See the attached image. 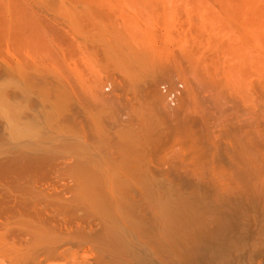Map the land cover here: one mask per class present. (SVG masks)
<instances>
[{"label":"bare ground","instance_id":"6f19581e","mask_svg":"<svg viewBox=\"0 0 264 264\" xmlns=\"http://www.w3.org/2000/svg\"><path fill=\"white\" fill-rule=\"evenodd\" d=\"M247 1L252 18L232 20L263 25L264 4ZM90 2L0 0V264H256L264 229L252 233L242 218L257 206L243 195L264 190V52L253 54L255 37L248 47L240 32L233 45L217 44L205 72L203 55L185 54L195 61H175L177 70L172 62L175 71L166 61L161 70L152 52L158 70L139 51L123 54L130 38L118 28L111 39L115 20ZM103 31L113 44L98 41ZM86 44L104 58L83 71ZM251 71L260 101L246 85ZM245 89L257 104H246ZM83 117L91 142L103 143H89Z\"/></svg>","mask_w":264,"mask_h":264},{"label":"rangeland","instance_id":"374dc122","mask_svg":"<svg viewBox=\"0 0 264 264\" xmlns=\"http://www.w3.org/2000/svg\"><path fill=\"white\" fill-rule=\"evenodd\" d=\"M97 2V3H96ZM262 2V4H260L261 5V7L263 6V4H264V0H261L260 1V3ZM91 3V2H90ZM240 3V4H239ZM246 3H247V5H246ZM100 4V5H99ZM238 4V5H237ZM249 4V5H248ZM83 5L84 6H86L87 4H84L83 3ZM83 5H82V3L79 5V6H82V7H80V8H82V9H80V11H83V12H87V8L86 7H88V9H89V6H86L85 8V10H83L84 8H83ZM88 5H93V7L91 8V9H93V10H95L97 7L99 8V7H101V8H103L104 9V12L106 13V15H108L109 16V18L112 20V22L107 18V17H105L104 15H102L101 14V12H103L102 10L103 9H97L96 11H91V9L89 10L91 13H93V14H95V15H93L94 17L95 16H97L98 15V13L100 12V14L102 15V16H104V18L105 19H107V21L108 22H106V20L104 19V22H106L104 25L106 26H104L103 25V23L104 22H102V20H103V17H101L102 18V20H101V24H102V28H103V30H106V28H108V26L110 27L111 25L112 26H114V23L116 24L115 25V28H114V30H111L112 29V26H111V28L110 29H107L106 31H107V34H108V32H111V31H113V32H115L116 34H117V32L118 33H120L121 34V36H120V34H119V36L117 37V39H116V37H115V39L116 40H118V38H122V40H123V38H125L124 40L126 41L127 39H129V40H127L126 42H132V43H134V44H132L131 42V44L130 43H128V44H130L129 46L132 48H130V47H128L129 49H131V50H129L128 49V51L125 49L124 50V52H123V54L125 53V54H127V52H129V53H131V51L132 52H137V51H139L141 54L140 55H144L145 57H146V60H145V57H142L141 56V60L142 59H144V61L145 62H150V63H146V64H148V66L150 67L151 65H157V67H155V69L157 68L158 70L159 69H161L162 67H166V65L167 64H165V63H169V66L167 65V67H170V69L171 68H173L174 69V67H175V69L177 70V68H176V66H178V65H175V61H176V64L177 63H179L180 62V64H183L184 63V65H185V62H183V61H186L185 60V58H183V57H187V56H184L185 54L186 55H189V57H191V55L193 54V56L194 55H203V57H200V56H198L199 57V59L197 58V60H196V63L197 64H199V62H200V60H201V62H200V65L202 66V68L203 69H205L204 70V72L205 71H207L206 70V66H208V65H210L211 64V62L207 65L206 64V62L208 61V60H210L211 59V57H213V54H215L214 55V57H216V50L218 51V50H221L220 49V44H221V46L223 45L225 48H227L228 47V45L230 46V45H233V42H234V40H235V37H236V35H235V32L236 33H241V35H240V33L237 35V37H236V40H237V42L239 41V40H241V42H240V44H242L244 41L246 42L247 41V39L248 40H250V41H247V44H246V47H248L249 45H253L252 47L253 48H251V49H253L252 50V52H253V54L255 55V54H257L256 52H258V54H262L263 52H264V36H262L261 34H263L264 35V32H263V30L264 29H262V26H264V24L263 25H261V26H259V25H253L251 22H249L250 24H248V22H247V24H248V26H247V24H239V22L238 21H240V20H238V19H241V17L242 16H239L238 18H237V20H236V22H234L233 20H235L234 18L235 17H237L236 15H237V13H238V15H243V21H244V19H248V18H252L251 16L253 15L252 14V12H254L255 10H253L254 8L250 5V3L247 1V2H244V0L242 1V0H95V2L92 4H88ZM244 7H246L244 10H243V8ZM250 7H252V8H250ZM241 8V9H240ZM236 9V10H235ZM237 9H240L239 11L237 10ZM248 9H250L252 12H250V10H248ZM100 10V11H99ZM233 10H234V12H233ZM243 10V11H242ZM246 10V11H245ZM247 10H248V12H247ZM88 11V13L87 14H90L91 15V13ZM99 11V12H98ZM238 11V12H237ZM245 11V12H244ZM261 11V10H260ZM96 12H97V14H96ZM242 12L244 13V14H242ZM232 13H234L235 14V16H232ZM248 13H250V14H248ZM229 14V15H228ZM233 14V15H234ZM245 14H247V15H245ZM99 17H100V15H98ZM223 16V17H222ZM220 17H222V18H220ZM228 17V19H226ZM230 17H232L231 19H230ZM246 17V18H245ZM221 19H223L222 21H220ZM224 19H226V20H224ZM233 19V20H232ZM193 20V21H192ZM231 20V21H230ZM241 21H242V19H241ZM240 21V22H241ZM109 22H111L112 24L110 25V23ZM116 22H119L118 24L120 25H118ZM193 23L192 25H193V29H192V25H191V23ZM197 22V23H196ZM217 22V23H216ZM225 22V23H224ZM232 22H234L233 24H232ZM237 22H238V24H237ZM123 23H124V25H123ZM213 23V24H212ZM226 23H229L230 25H227ZM108 24V25H107ZM125 24H127L126 25V28H125ZM197 24V25H196ZM204 24V25H203ZM235 24V25H234ZM253 25V26H250V25ZM194 25H195V27H194ZM232 25H234L233 27H232ZM243 27H242V26ZM245 25V26H244ZM118 26V27H117ZM121 26H122V28H121ZM130 26H131V28H130ZM133 26V27H132ZM135 26V27H134ZM191 26V27H190ZM224 26V27H223ZM247 26V27H246ZM257 26H259V27H257ZM105 27V28H104ZM128 27V28H127ZM197 27V28H196ZM119 28V29H118ZM125 28V29H124ZM196 28V29H195ZM199 28V29H198ZM226 28H228L227 30H226ZM242 28H243V30H242ZM248 28V30H246ZM250 28V29H249ZM253 28V29H252ZM264 28V27H263ZM118 29V31L116 32V30ZM132 29V30H131ZM148 29V30H147ZM198 29V30H197ZM236 30V31H234V30ZM244 29L246 30V31H248L245 35H243L244 33H243V31H244ZM252 29V30H251ZM261 31H260V30ZM128 30V31H127ZM131 30V31H130ZM194 30V31H193ZM200 30H201V32H200ZM231 30V31H230ZM238 30V31H237ZM255 30V31H254ZM257 30V31H256ZM106 31H103L104 33H101V35H103L104 36V38L102 37V36H100V34H99V36H100V38H99V40H98V38L96 39V40H98V41H106L105 42V44H109L110 42H111V39H113L114 38V34H113V32H111L109 35L111 36V39L109 38V36H107L106 37ZM126 31H127V33H126ZM189 31H190V33H189ZM246 31H244V32H246ZM256 32L255 34H254V32ZM259 31V32H258ZM230 32H233V33H231L230 34ZM251 32V33H250ZM263 32V33H262ZM260 33V35H259V42H262V43H259L258 42V38H257V34H259ZM126 36H125V35ZM153 34H154V36H153ZM227 34H230V35H227ZM253 36V38H254V41H256L255 42V44H254V42L252 43V41H253V39H252V37H251V35ZM112 35H114V36H112ZM128 35V36H127ZM133 35V36H132ZM134 35H135V38H134ZM137 35V36H136ZM189 35V36H188ZM247 35H250V37H248ZM151 36V37H150ZM164 36V37H163ZM188 36V37H187ZM209 36V37H208ZM227 36V37H226ZM228 36H230V37H232V38H234V39H231L230 37H228ZM238 36H240V37H238ZM245 37V40H244V38H241V37ZM262 36V37H261ZM102 37V38H101ZM113 37V38H112ZM129 37V38H128ZM144 37V38H143ZM153 37V38H152ZM168 37V38H167ZM225 37V38H224ZM105 38H107V40L105 39ZM157 38V39H156ZM166 38V39H165ZM173 40H172V39ZM198 38V39H197ZM237 38H239V39H237ZM252 39V41H251V39ZM261 38H262V40H261ZM101 39V40H100ZM103 39V40H102ZM105 39V40H104ZM110 39V40H109ZM144 41H143V40ZM160 39V40H159ZM188 40V41H185V40ZM231 39V40H230ZM119 40H121V39H119ZM136 40H137V42H136ZM140 42H139V41ZM150 40V41H149ZM169 40V41H168ZM183 40V41H182ZM199 40V41H198ZM225 40H230L229 42L230 43H227V41H225ZM233 40V41H232ZM97 41V43L98 44H100L99 42ZM115 41V40H114ZM134 41V42H133ZM148 41V42H147ZM153 41V42H152ZM155 41V42H154ZM166 41H167V43H166ZM172 41V42H171ZM201 41L203 42V43H201ZM243 41V42H242ZM88 42H90V41H88ZM109 42V43H108ZM113 42V41H112ZM111 42V44H113ZM147 42V43H146ZM152 42V43H151ZM170 42V43H169ZM195 42H196V45H195ZM200 42V43H199ZM227 44H226V43ZM232 42V43H231ZM237 42H236V44H237ZM252 43V44H249L248 45V43ZM258 42V43H257ZM102 43V42H101ZM115 43V42H114ZM116 43H118V41L116 42ZM139 43V44H138ZM140 43H142L143 44V46H142V44L140 45ZM145 43V44H144ZM184 43V44H183ZM209 43H213V45L212 44H210V47H208L209 46ZM224 43V44H223ZM148 44V45H147ZM199 44V45H198ZM215 44V45H214ZM217 44L219 45V46H217ZM235 44V43H234ZM245 44V43H244ZM257 44H258V46H257ZM261 44H263V45H261ZM91 45H92V42H91ZM94 45H97L96 44V42L94 43ZM101 46L102 45H104V43H102V44H100ZM100 45H98L97 47L96 46H94V48H92L93 46H91V48H89L90 47V45H88V44H86L85 46L87 47L88 46V48H89V51H88V49H86V47L84 46V45H82L83 46V49L85 50V52H84V50H83V55L81 56L82 57V63H88L87 65L86 64H84L85 66H86V68H85V66L81 63V61H80V65L82 64V66H84V69H83V67H81L82 68V70L84 71H88L87 69V67H89V65L91 66V63H89L90 61L92 62V63H94V64H92V65H94L95 66V64H97V63H99V59L101 58V56H103V54H104V51L102 52V50H103V48L100 46ZM134 45H135V47H134ZM153 45V46H152ZM181 45V46H180ZM190 45V46H189ZM208 45V46H207ZM212 45V46H211ZM248 45V46H247ZM99 46H100V48L102 49H99ZM143 47V49H142V47ZM185 46V47H184ZM190 48H189V47ZM214 46H216V47H214ZM221 47L222 49H224V47ZM259 46H260V48H259ZM95 47L98 49V50H96L95 49ZM134 47V48H133ZM140 47V48H139ZM162 47H164L165 48V50H164V48H163V50H161V48ZM174 47V48H173ZM179 47H180V49H179ZM218 47H219V49H218ZM137 48V49H136ZM152 48V49H151ZM182 48V49H181ZM210 48V49H209ZM256 50H255V49ZM95 49V50H94ZM104 49H105V46H104ZM139 49V50H138ZM149 49V50H148ZM157 49H160V50H157ZM189 49V50H188ZM209 50V52H208V50ZM211 49H214V50H211ZM216 49V50H215ZM259 49H260V51H259ZM101 50V51H100ZM142 50V51H141ZM173 50V51H172ZM178 50V51H177ZM187 50V51H186ZM263 52H262V51ZM89 52V54H88V52ZM95 53H94V52ZM126 51V52H125ZM146 53L147 52V54H144V52ZM164 51V52H163ZM179 51H181L182 53L180 54V52ZM188 51H190V52H188ZM210 51H211V53H210ZM214 53H213V52ZM90 52H91V54H90ZM93 52V53H92ZM99 52V53H98ZM102 52V53H101ZM139 52H137L136 54H138ZM154 53V55H153V53ZM169 52V53H168ZM178 54H177V53ZM191 52H193V53H191ZM195 52V53H194ZM261 52V53H260ZM84 53H85V55H84ZM128 53V55H130ZM151 53V54H150ZM156 53V54H155ZM167 53V54H166ZM189 53V54H188ZM191 53V54H190ZM210 53V54H209ZM88 54V55H87ZM100 55L101 54V56H100V58H99V56H97V55ZM148 54H150V55H148ZM159 54V55H158ZM209 54V55H208ZM212 54V55H211ZM128 55H126V56H128ZM155 56V58L156 59H158V61L157 60H155V61H153V62H151V58L149 57V56ZM157 55V56H156ZM167 55V56H166ZM170 55V56H169ZM210 55H211V57H210ZM83 56H85L86 58H84ZM96 56L99 58L98 60L96 59ZM205 56H207V58H208V56H209V58L208 59H206V57ZM96 59V60H94V58ZM196 56H194L193 58H195ZM84 58V59H83ZM90 58V59H89ZM103 58H104V56H103ZM102 58V59H103ZM147 58H150V59H147ZM153 58V57H152ZM193 58H191V59H193ZM202 58H204V59H206V60H204V59H202ZM93 59V60H92ZM188 59V58H187ZM191 59H189L190 61H189V63L191 64ZM83 60L85 61V62H83ZM90 60V61H89ZM148 60V61H147ZM150 60V61H149ZM159 60L161 61V68L159 67L158 68V66H160L159 65V63L158 64H156L157 62H159ZM174 60V61H173ZM180 60V61H179ZM181 60H182V62H181ZM87 61H89V62H87ZM95 61V62H94ZM97 61V62H96ZM115 61H118L117 59H115ZM157 61V62H156ZM166 61V62H165ZM195 60L193 59V62H194ZM202 61L205 63V67L206 68H204L203 66L204 65H202L203 63H202ZM156 62V63H155ZM165 62V63H164ZM172 62H173V64H174V67H172ZM152 63H155V64H152ZM165 65H164V64ZM186 63H187V61H186ZM189 63H187V64H189ZM208 63V62H207ZM186 64V65H187ZM162 65H164V66H162ZM185 65V67H186V69H187V67H188V65L186 66ZM189 66H191V65H189ZM164 67V68H165ZM183 67V69H185V67L184 66H179L178 67V70H180L181 68ZM91 68V67H90ZM152 68H154V66L152 67ZM211 68V66L210 67H208L207 69H210ZM167 69V68H166ZM174 69V70H175ZM158 70H157V72H158ZM161 70H164L163 68L161 69ZM172 70V69H171ZM173 70V71H174ZM175 70V71H176ZM156 71V70H155ZM174 71V72H175ZM203 72V73H204ZM251 72H253V71H251ZM250 72V73H251ZM257 71H254L253 73H255V77H253L254 76V74H250V75H248V78L249 77H251V78H247L248 80H247V82L250 80V81H254L253 83L252 82H248V83H250L251 84V86L247 83L246 85H248L249 86V89L250 90H252L253 91V89H254V91L256 92L257 91V89H260L259 88V85H254V83H259V82H256V81H260V79L261 78H259L258 77V74L256 73ZM84 73H87V72H84ZM192 73V72H191ZM191 73H189L190 74V80H195V81H198L197 79H195V75L193 76V78H192V75H193V73H192V75H191ZM89 73H87V76L89 77V75H88ZM188 74V73H187ZM188 74V75H189ZM216 74H219V73H216ZM86 76V74H85V77L86 78H88ZM201 76V75H200ZM188 77V78H189ZM253 78H255V79H253ZM256 78H258L257 80H256ZM256 80V81H255ZM178 81H180V82H178ZM177 82H178V87L180 88L179 90H181V88H182V84L184 85V82H182V80H178ZM192 81H191V83H190V85L192 84ZM182 82V84H179V83H181ZM194 82V81H193ZM210 82H211V80H210ZM195 83V82H194ZM194 83H193V86H192V88L194 87V86H196L198 83L199 84H201L199 81H198V83L196 82V84L194 85ZM198 84V85H199ZM252 85H253V89L252 88H250V87H252ZM186 85H184V87H185ZM187 86H188V83H187ZM201 86V85H200ZM200 86H198L199 88H200ZM248 86H245L244 88H248ZM256 86V87H255ZM194 88V90L195 89H199V88ZM255 87V88H254ZM202 86H201V89L199 90L200 92H203V90H202ZM257 88V89H256ZM249 89H245L246 90V92H247V90H248V95H246L247 97L248 96H250V91H249ZM165 90V89H164ZM186 91H187V87H186V89H185ZM185 90H183V91H185ZM245 90H244V92H245ZM182 91V90H181ZM196 91V93L198 92L197 90H195ZM260 91H262V90H260ZM254 92V96L257 94L258 96H259V94L256 92L255 93ZM258 92H259V90H258ZM183 93H185V92H183ZM262 93V92H261ZM260 93V95H262ZM264 93V92H263ZM186 94V93H185ZM198 94V93H197ZM247 94V93H246ZM251 94H252V92H251ZM183 95V94H182ZM253 95H251L250 96V99H249V97H248V99L246 98V102H247V100L249 101V103H250V100H251V102L252 103H254V105L255 104H257L258 102L256 101L257 99L259 100V98H260V96L258 97V96H255V97H253ZM264 96V95H263ZM251 97H253V98H256V100L254 99V101H252V99H251ZM187 100V99H186ZM197 101V98L196 99H194V103L193 104H191V103H189V104H191V105H193V106H195V105H197V104H195V102ZM255 101H256V103H255ZM260 101V100H259ZM199 103V102H198ZM250 104V106L251 105H253V104ZM188 104V103H187ZM186 104V107H190V106H188ZM247 105H249L248 104V102L246 103ZM200 106H202L201 105V103L199 104V105H197V107H196V110L198 109V107H200ZM201 108V107H200ZM202 108H204V107H202ZM192 109V108H191ZM190 109V110H191ZM194 109V108H193ZM208 109H209V111H210V109L211 108H209L208 107ZM216 115H217V117L219 118V116L220 115H218V113H216V111L214 112ZM213 113V114H214ZM212 116H215V115H212ZM215 118V117H214ZM213 119V118H212ZM216 119L217 118H215V122H216ZM83 120H85V121H83V124H82V126H84L85 128H86V130H85V128H84V132L86 131L87 133H86V135L87 134H91V132L93 131V129H88L90 126L89 125H87L86 123H88L89 121L86 119V118H84L83 117ZM86 121H88V122H86ZM85 122V123H84ZM214 123V122H213ZM89 124H91L90 122H89ZM87 127H86V126ZM93 126V125H92ZM83 128V127H82ZM91 128V127H90ZM94 128V127H93ZM91 131V132H90ZM89 132V133H88ZM115 132H116V130H115ZM115 132H113V133H115ZM93 133V132H92ZM94 133H95V130H94ZM93 133V134H94ZM90 134H89V136L87 135L86 136V139L88 140L89 139V137H90ZM92 134V135H93ZM97 134V133H96ZM113 135V134H112ZM96 136H98V135H96ZM95 136V138H94V140H93V142H91L92 141V138H90L89 139V143H96L97 141H95V139L96 138H98L99 139V137H96ZM125 135H122L121 134V137H122V140L124 141V139H126L125 137H124ZM123 137H124V139H123ZM121 139V138H120ZM97 140V139H96ZM101 142H97V143H99V144H101V143H103L102 141H103V139L100 137V139H99ZM98 140V141H99ZM181 140H183V137H180V139L178 138V141H181ZM105 141V143H109L107 140H104ZM123 141H121V142H123ZM182 142V141H181ZM94 143V144H95ZM97 143H96V145H97ZM104 143V144H105ZM94 144H92V146H94ZM191 153V152H190ZM190 153H188V154H190ZM162 152H160V154H158V159H159V157H162ZM177 155H179V157L177 156V158H180L181 156H183V149H180V152H179V150H177V153H176ZM180 154H181V156H180ZM190 155H188L186 158L190 161L191 159H190ZM179 179V180H178ZM181 178H176L175 179V181H171V182H176L175 184H179L180 185V183H181ZM260 189H263V188H261V187H259L258 189H255V191L257 192V193H255L254 191L252 192V191H250V192H252L251 193V196H250V192L248 193V195H249V197L247 198V194H245V195H243L244 196V199L245 200H247L248 201V199H249V201L250 200H255V201H257V203H256V207L259 209H257L256 207L255 208H253V209H249L248 210V208H244V209H246V210H244V212H246V213H244V214H242V218H243V215H244V218H243V220H244V224H245V226H247V227H245V228H248V230L250 231V232H252V233H258V232H260L262 229H264V190L263 191H261ZM236 193V192H235ZM254 193V194H253ZM229 194H231V193H229ZM234 196H235V194H233ZM232 194L230 195V196H233ZM252 195H253V197L254 198H252ZM262 195V196H261ZM252 198V199H251ZM259 199V200H258ZM260 202V203H259ZM262 206V207H261ZM255 209V210H254ZM254 210V211H253ZM259 212V213H258ZM249 213V214H248ZM248 214V215H247ZM252 214V215H251ZM255 214V215H254ZM258 214V215H257ZM254 215V216H253ZM257 215V216H256ZM260 216V217H259ZM253 218V219H252ZM255 218V219H254ZM260 219V220H259ZM255 222H254V221ZM247 221V222H246ZM252 221V222H251ZM256 221H257V223H256ZM262 221V222H261ZM259 222V223H258ZM257 226H256V225ZM254 225V226H253ZM260 225V226H259ZM257 228H256V227ZM254 229V230H253ZM262 252L264 253V250H262ZM256 260H257V263L256 264H264V254H261V255H259L257 258H256Z\"/></svg>","mask_w":264,"mask_h":264}]
</instances>
